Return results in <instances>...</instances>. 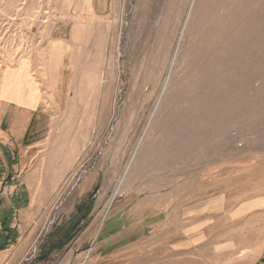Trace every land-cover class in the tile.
I'll use <instances>...</instances> for the list:
<instances>
[{
  "label": "rangeland",
  "instance_id": "rangeland-1",
  "mask_svg": "<svg viewBox=\"0 0 264 264\" xmlns=\"http://www.w3.org/2000/svg\"><path fill=\"white\" fill-rule=\"evenodd\" d=\"M74 1L0 0V53L68 40ZM109 2L0 144V264H219L249 242L264 264V0Z\"/></svg>",
  "mask_w": 264,
  "mask_h": 264
},
{
  "label": "crops",
  "instance_id": "crops-1",
  "mask_svg": "<svg viewBox=\"0 0 264 264\" xmlns=\"http://www.w3.org/2000/svg\"><path fill=\"white\" fill-rule=\"evenodd\" d=\"M73 7L76 15L80 17L72 26L68 40L49 41L44 44L42 51L40 50L41 46H38L39 49H34L32 58L15 60L13 56L16 52L11 48L0 53V144L9 141L10 133L17 139H25L32 118L36 115L41 104L42 82L46 86L51 84L53 65L56 64L51 56L57 53L59 49L66 50L71 46L88 50L90 45H93L92 38L88 33V28H91L89 24L104 21L103 18L108 13L110 2L109 0H75ZM3 123L6 125L4 128H2ZM202 226L199 225V228ZM260 241L263 242L264 246V235ZM253 244V242L243 244V248L239 251H237L236 246H230L226 250V252L231 253L230 260L219 261V264H255L256 258L253 259V256H248L251 251L254 255L256 253L257 248L254 249ZM8 258L4 262H8Z\"/></svg>",
  "mask_w": 264,
  "mask_h": 264
},
{
  "label": "trees",
  "instance_id": "trees-1",
  "mask_svg": "<svg viewBox=\"0 0 264 264\" xmlns=\"http://www.w3.org/2000/svg\"><path fill=\"white\" fill-rule=\"evenodd\" d=\"M27 136V135H26ZM25 136V137H26ZM85 208L87 207V211L85 212V208L79 207L77 209V212L82 215L81 218L78 220L76 219L75 221H71L62 232H60L56 237L54 238V242L50 244L46 249L45 252L43 253V256H41L38 261L40 262H45L48 260L49 255L53 251H59L62 250L63 248L66 247V245L72 241L74 238V234L78 229H80L81 225V220H85L87 215L90 213V208H88V203L85 204ZM11 217H5V218H0V223L2 226V231H5V234L3 235V238L0 236V252L8 249L10 245L15 244L16 241V235L15 231L9 227ZM3 240V241H1Z\"/></svg>",
  "mask_w": 264,
  "mask_h": 264
},
{
  "label": "bare ground",
  "instance_id": "bare-ground-1",
  "mask_svg": "<svg viewBox=\"0 0 264 264\" xmlns=\"http://www.w3.org/2000/svg\"><path fill=\"white\" fill-rule=\"evenodd\" d=\"M95 82V81H94ZM177 159V158H176ZM175 162V161H174ZM181 164V163H180ZM168 167V166H167ZM175 167V166H174ZM176 168V167H175ZM169 169V171H170V168H168ZM173 169V168H172ZM165 170H167V169H165ZM172 171V170H171ZM174 171V170H173ZM59 173V172H58ZM166 174V173H165ZM168 174V173H167ZM160 176V175H159ZM163 177V176H162ZM168 177V176H167ZM52 184V183H51ZM114 197V196H113Z\"/></svg>",
  "mask_w": 264,
  "mask_h": 264
}]
</instances>
